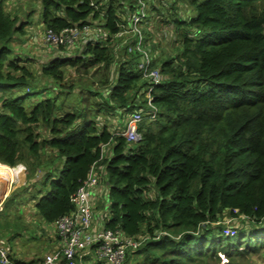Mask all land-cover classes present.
Wrapping results in <instances>:
<instances>
[{
  "label": "trees",
  "instance_id": "16d2710c",
  "mask_svg": "<svg viewBox=\"0 0 264 264\" xmlns=\"http://www.w3.org/2000/svg\"><path fill=\"white\" fill-rule=\"evenodd\" d=\"M6 4L0 0V163L24 165L27 182L0 217L30 199L38 225L52 226L75 209L71 198L95 167L110 214L104 227L143 240L126 261L238 264L264 251V0L149 2L147 21L173 38L169 52L148 48L162 77L150 92L155 110L142 55L124 47L115 53L91 41L66 55L55 48L36 75L34 59L15 48L25 24ZM136 5L42 0L41 15L56 32L98 21L114 34ZM135 111L136 142L120 134ZM15 217L0 221V235L10 234L11 259L24 264L11 243L28 220ZM225 217L234 234L225 233ZM78 264L105 263L87 256Z\"/></svg>",
  "mask_w": 264,
  "mask_h": 264
},
{
  "label": "built area",
  "instance_id": "2783aa9c",
  "mask_svg": "<svg viewBox=\"0 0 264 264\" xmlns=\"http://www.w3.org/2000/svg\"><path fill=\"white\" fill-rule=\"evenodd\" d=\"M136 1V9L129 14L128 23L124 22L125 16L123 21L118 23L120 28L114 34L106 30L98 21H93L91 24L77 25L59 32L44 28L42 37L47 45L60 48L61 55L81 54L86 44L91 41L100 42L103 46L110 45L115 48V53L120 47L126 48L129 53L138 52L142 55L138 67L151 83L147 91L148 105L155 110L150 92L160 83L162 77L159 69L153 67L155 56L148 49L152 46L149 35L152 32L150 24L154 19L147 21V12L150 9L149 2L154 0ZM127 120L126 127L120 134L127 140L136 142L140 138L138 127L142 114L135 111ZM99 185V174L94 167L87 180L71 198L75 209L70 214L57 219L52 225L61 239L60 247L40 264H78L87 256H92L94 260L103 261L105 264H123L127 257L139 248L142 239L129 237L119 229L95 230L93 224L95 206L92 203V194ZM4 197L0 199V215L4 210ZM227 232V234L231 233ZM231 234H234V231ZM11 253L10 248L0 241V264H14Z\"/></svg>",
  "mask_w": 264,
  "mask_h": 264
},
{
  "label": "rangeland",
  "instance_id": "374dc122",
  "mask_svg": "<svg viewBox=\"0 0 264 264\" xmlns=\"http://www.w3.org/2000/svg\"><path fill=\"white\" fill-rule=\"evenodd\" d=\"M41 2L42 0H7V4H6V9L7 11L15 16L20 17V19L22 20V22H24L25 26V34L24 35H20L19 39L16 38L15 40V48L17 50V52H21L24 53L23 56L25 57H31L32 59H34L32 62H29L28 65H30L31 69L35 72L36 75H38L39 70L41 69V65H43L44 63L47 62V57H44V55L46 53L50 54L52 56V54L55 51H49V49L47 48L49 45H47L44 42L43 39V32L44 30L42 29V26H40L41 22H42V15H41ZM29 11V13L27 14V12ZM28 15V16H27ZM156 23V25H154ZM151 28H152V32L150 34H152V37L150 38V42L152 44V46L155 48L154 52L158 53L161 51V48L165 50V52H169L171 50V41H172V37H171V33L168 30V28L162 26V25H158L156 20L152 21V23L150 24ZM150 46V48L152 47ZM49 51V52H48ZM72 70L70 71L69 74L72 73ZM73 75H75V73H72ZM74 100V97H71L70 100ZM110 124L113 125V122L115 120L111 119L110 120ZM118 121V120H117ZM109 152V149L106 150V154ZM0 167L3 168L4 172L6 171V173L4 175L9 176L10 172L13 171V169L17 166H15L14 168L12 166H7V165H3L0 163ZM22 168V172L24 173V167ZM23 180H16L14 179L13 182H11L10 184V190L8 192V194L5 198V202L9 199V197L11 196V194L16 191L19 190L21 188H23ZM102 189V194H106V190L104 192L103 189V184L100 186ZM3 187L0 186V199H2L4 197L3 194ZM6 191V189H5ZM2 194V195H1ZM105 195H103L102 197H100V195H96V204L94 205V209H93V224L95 225V216L96 214H101L102 212L105 211ZM25 200H21L18 199V201L16 202V204L10 208V211H5L2 215V217H0V221L2 223H5V221L8 219L13 222L15 219H18L15 217V215L17 214H21V210L24 213L25 216V220H28V230L24 231V233L22 234L21 237L19 238H14V241L11 243L13 245V250L16 255H19L18 257L22 256L24 257L26 252H39L41 253L42 251L44 252L45 249L40 248L41 244L43 245V247H46V244L52 245V246H56L58 245V239L60 240L59 236L57 235V233L55 232L54 228H52L51 226L48 228L43 227V225H38L37 220H38V216L34 213V211L32 210V204L33 202L30 201V199L26 202H28V204L24 203ZM32 208V209H31ZM11 212V213H10ZM14 213V214H13ZM108 214V212H107ZM225 224H227V230L225 231V233L227 234V231H230L231 233H233V230L229 227H231L230 224V220L229 217H225L224 219ZM37 225V227H36ZM12 226V225H10ZM9 226V227H10ZM10 232V230L8 229V233ZM230 233V234H231ZM10 236V234H6L3 231L2 236L0 235V241H3L5 243V241H9L10 239L8 238ZM32 236H36L41 240H33L31 239ZM31 241V242H30ZM6 245L8 247L11 248L10 243H6ZM47 248V247H46ZM42 255V254H41ZM224 256V255H223ZM137 258H132L129 261H126L124 264H135V260ZM227 259H230L229 257ZM251 260V261H250ZM80 262V261H79ZM230 262V260H229ZM238 264H249V262L251 264H264V251L261 252L260 255H249V258H245V259H240L239 261H237ZM226 264H230V263H226Z\"/></svg>",
  "mask_w": 264,
  "mask_h": 264
},
{
  "label": "crops",
  "instance_id": "0c3cea01",
  "mask_svg": "<svg viewBox=\"0 0 264 264\" xmlns=\"http://www.w3.org/2000/svg\"><path fill=\"white\" fill-rule=\"evenodd\" d=\"M28 13H29V11H28ZM40 26H42V29L44 30V26H43V22H41V24H40ZM17 39H19V40H21L20 38H17ZM48 49H49V51L51 50V51H55L53 54H55L56 53V50H55V48H53V47H51L50 45L47 47ZM48 51V52H49ZM52 54V55H53ZM49 56H51L50 54H48V53H46L45 55H44V57H47L48 59H49ZM109 149V146H107V147H105V154H106V150H108ZM108 154V153H107ZM22 180L24 181V183H23V186L26 184V182H27V177H26V168L24 167V173H23V177H22ZM102 184H100L96 189H95V191H94V193L92 194V203H94V205L96 204V195H100V197H102L103 195H105V194H102V189H101V186ZM103 189H104V192H105V187L103 186ZM6 197H8V196H6ZM6 197H4V200H5V198ZM104 198H105V196H104ZM106 200H107V197L105 198ZM3 200V207H4V201ZM106 200H105V211L104 212H102L101 214H96V216H95V225L96 226H94V228H95V230L96 229H98V230H100V229H103V228H105L104 227V222L107 220V219H109L110 218V214H109V212H108V209L106 208L107 207V202H106ZM32 209V208H31ZM32 210H34V208L32 209ZM107 212H108V214H107ZM22 215H24V213L22 212V210H21V212H20ZM36 213V212H35ZM44 227V226H43ZM50 227V226H49ZM52 227V226H51ZM45 228H48V227H46L45 226ZM38 238V237H37ZM35 239V240H41V239ZM33 240H34V236H33V238H32ZM31 242V241H30ZM7 242L5 241V244H6ZM58 245H56V246H52V245H50L49 246V244H51V243H49V244H46L45 243V245H46V247H43V245L41 244V247L40 248H43V249H45V251L43 252H41V253H39V252H34V251H32V252H26V254H25V256L24 257H22V256H20V257H18L19 255H16L15 256V253H14V256H15V258H17V259H20V260H22L23 262H24V264H40L44 259H46L48 256H50L53 252H54V250H56L58 247H60V245H61V239L59 240L58 239ZM13 248V247H12ZM10 250H11V248H10ZM13 250V249H12ZM14 252V251H13ZM42 254V255H41Z\"/></svg>",
  "mask_w": 264,
  "mask_h": 264
},
{
  "label": "bare ground",
  "instance_id": "6f19581e",
  "mask_svg": "<svg viewBox=\"0 0 264 264\" xmlns=\"http://www.w3.org/2000/svg\"><path fill=\"white\" fill-rule=\"evenodd\" d=\"M6 171L4 172L3 168L0 167V186L3 187V191L6 194H3L4 196L8 194L10 190V184L14 181V179L21 180L23 177L22 168L18 167L14 169L12 172H10L9 176L4 175ZM6 189V191H5ZM2 195V194H1Z\"/></svg>",
  "mask_w": 264,
  "mask_h": 264
},
{
  "label": "water",
  "instance_id": "95a60500",
  "mask_svg": "<svg viewBox=\"0 0 264 264\" xmlns=\"http://www.w3.org/2000/svg\"><path fill=\"white\" fill-rule=\"evenodd\" d=\"M19 166V165H18ZM23 167H25L24 165H22Z\"/></svg>",
  "mask_w": 264,
  "mask_h": 264
}]
</instances>
